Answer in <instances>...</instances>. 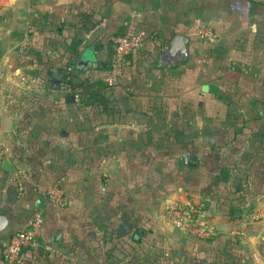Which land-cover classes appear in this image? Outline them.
<instances>
[{
	"label": "crops",
	"instance_id": "1",
	"mask_svg": "<svg viewBox=\"0 0 264 264\" xmlns=\"http://www.w3.org/2000/svg\"><path fill=\"white\" fill-rule=\"evenodd\" d=\"M0 144V264L37 213L18 264L264 263V0H0ZM185 200L216 236L167 224Z\"/></svg>",
	"mask_w": 264,
	"mask_h": 264
},
{
	"label": "built area",
	"instance_id": "2",
	"mask_svg": "<svg viewBox=\"0 0 264 264\" xmlns=\"http://www.w3.org/2000/svg\"><path fill=\"white\" fill-rule=\"evenodd\" d=\"M199 36L211 38L208 30L199 31ZM145 34L140 31L133 35L114 36L110 39L115 58V69L120 72L126 58L142 45ZM74 99L78 101L79 94L74 93ZM6 148L0 144V156L6 154ZM13 179L18 183L20 193L24 190L25 172L22 169H15ZM47 199L52 205L65 206L66 199L57 188H51L47 192ZM206 205L203 201L185 200L176 202L165 208L163 216L167 224L176 230L180 235L193 239L207 240L216 236V232L204 222L203 215ZM42 217L39 213L28 223L24 230H21L9 239L2 248L1 260L5 264H18L23 251L37 245ZM169 264H174L172 261ZM264 264V263H262Z\"/></svg>",
	"mask_w": 264,
	"mask_h": 264
},
{
	"label": "water",
	"instance_id": "3",
	"mask_svg": "<svg viewBox=\"0 0 264 264\" xmlns=\"http://www.w3.org/2000/svg\"><path fill=\"white\" fill-rule=\"evenodd\" d=\"M184 44V40L180 37H176L172 42H171V48L175 49V47H178L179 52L181 53H185V47L183 46ZM96 47L92 48V51H95ZM88 56L91 55V52L88 51ZM70 100H73L72 97H70ZM182 163L185 165H189V166H195L196 163V159L194 157H183L182 158ZM4 168L7 171H11V169L8 167L7 165V161L4 162Z\"/></svg>",
	"mask_w": 264,
	"mask_h": 264
},
{
	"label": "trees",
	"instance_id": "4",
	"mask_svg": "<svg viewBox=\"0 0 264 264\" xmlns=\"http://www.w3.org/2000/svg\"><path fill=\"white\" fill-rule=\"evenodd\" d=\"M66 86L72 90V96H74V93H77L78 90L82 86V82H77L71 75L68 76V79L66 81Z\"/></svg>",
	"mask_w": 264,
	"mask_h": 264
}]
</instances>
